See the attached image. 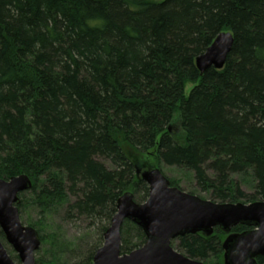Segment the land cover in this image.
<instances>
[{"label": "trees", "instance_id": "obj_1", "mask_svg": "<svg viewBox=\"0 0 264 264\" xmlns=\"http://www.w3.org/2000/svg\"><path fill=\"white\" fill-rule=\"evenodd\" d=\"M222 31L234 35L226 64L202 74L196 58ZM145 163L188 170L216 202L264 200V0H0V178L32 179L18 207L42 219L41 242L64 209L97 223L102 244L122 194L147 200ZM121 233L122 253L146 241L129 220ZM226 236L172 245L224 264ZM61 254L36 264H70Z\"/></svg>", "mask_w": 264, "mask_h": 264}, {"label": "water", "instance_id": "obj_2", "mask_svg": "<svg viewBox=\"0 0 264 264\" xmlns=\"http://www.w3.org/2000/svg\"><path fill=\"white\" fill-rule=\"evenodd\" d=\"M234 45L231 31L217 35L205 52L196 58L203 74L209 68H224ZM137 176L149 186V196L137 202L127 191L117 200V212L104 233V243L96 250L91 264H207L186 256L172 245V240L186 234L211 236L215 228L227 234L223 241L224 264H260L264 256V200L251 203L216 202L192 194L178 186L160 167L152 163L137 164ZM27 174L0 178V228L5 239L18 253L20 264H36V251L41 246L39 232L24 225L20 218V194L32 188ZM129 220L141 227L145 243L122 253V227ZM251 227L233 232L237 225ZM0 264H17L0 238Z\"/></svg>", "mask_w": 264, "mask_h": 264}, {"label": "rangeland", "instance_id": "obj_3", "mask_svg": "<svg viewBox=\"0 0 264 264\" xmlns=\"http://www.w3.org/2000/svg\"><path fill=\"white\" fill-rule=\"evenodd\" d=\"M192 84L186 86V90L189 92ZM169 132L177 138L181 143L184 142V133L181 129V121L175 120L171 122L168 127ZM161 170L165 175L177 181L178 187L186 189V191H195L196 195L204 199H211L209 194L201 192L196 187V181L191 172L174 166L160 165ZM175 185V186H177ZM21 221L24 225H38L39 221L42 220L38 217V213L32 211H25L20 213ZM44 230L43 233L47 237L46 242H41L40 248L36 251V259H43L44 262H50L53 253H62L61 257L63 260L70 264L87 260L89 257V250L94 246L104 243V239L99 241L97 223H91V220L78 217H67L65 210L61 209L55 214H51L43 220ZM40 225V224H39ZM1 231V228H0ZM132 237H135L132 234ZM6 250L13 260L20 264L18 253L14 250L13 246L5 239L3 235L1 237ZM64 249V250H63Z\"/></svg>", "mask_w": 264, "mask_h": 264}]
</instances>
